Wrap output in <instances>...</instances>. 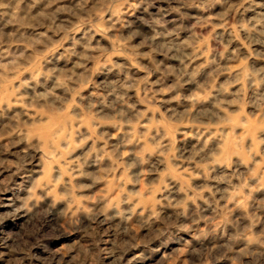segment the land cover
Masks as SVG:
<instances>
[{"label": "rangeland", "instance_id": "rangeland-1", "mask_svg": "<svg viewBox=\"0 0 264 264\" xmlns=\"http://www.w3.org/2000/svg\"><path fill=\"white\" fill-rule=\"evenodd\" d=\"M0 264H264V0H0Z\"/></svg>", "mask_w": 264, "mask_h": 264}]
</instances>
